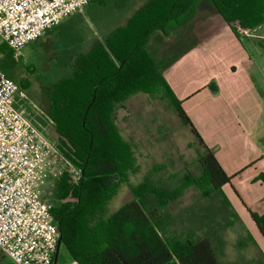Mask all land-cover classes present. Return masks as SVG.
<instances>
[{
  "label": "trees",
  "instance_id": "trees-1",
  "mask_svg": "<svg viewBox=\"0 0 264 264\" xmlns=\"http://www.w3.org/2000/svg\"><path fill=\"white\" fill-rule=\"evenodd\" d=\"M202 1L212 6L237 39L233 23L250 29L264 23V0H148L124 27L78 54L71 76L54 85L49 115L53 144L78 172L74 178L66 168L74 177L57 182L58 204L51 210L60 233L62 254L59 251L57 264L64 256L74 264H232L220 261L211 234L165 242L158 231L159 208L177 199L179 189L161 190L145 181L132 188L131 201L106 212L121 186L118 176L130 167L136 170L133 144L118 129L115 113L137 95L166 103L189 129L199 147L200 180L211 192L230 184L231 177L204 144L163 75L171 62L164 64L150 49L156 33L167 37L185 25ZM209 88L216 91L213 84ZM184 180L194 183L189 175ZM260 180L264 184L263 175ZM248 214L264 240V215L249 210ZM259 257L258 264H264L260 251ZM2 260L0 256V264Z\"/></svg>",
  "mask_w": 264,
  "mask_h": 264
},
{
  "label": "rangeland",
  "instance_id": "rangeland-1",
  "mask_svg": "<svg viewBox=\"0 0 264 264\" xmlns=\"http://www.w3.org/2000/svg\"><path fill=\"white\" fill-rule=\"evenodd\" d=\"M147 1L95 0L23 47L17 59L12 58L7 49H0V67L18 87L13 97V107L54 143L53 124L49 116L54 85L71 76L73 60L78 54L89 51L115 30L124 27L127 20ZM190 20L193 27L183 32ZM221 24L224 22L212 6L202 1L185 25L173 29L174 33L171 30L167 37L156 33L150 49L166 64L185 47L202 42L207 32ZM233 27L240 39L234 36L228 39L226 35L219 34L213 38L214 41L221 42L225 46L224 51H234L229 43L235 42L257 67L263 68L264 23L250 29L235 22ZM217 54L222 57L220 52ZM10 72L17 77L11 76ZM115 123L123 137L133 144L136 170L130 167V170L126 169L118 176L121 186L108 204L107 215L131 201L132 188L142 182L148 181L161 190L179 189L181 192L177 199L159 208L161 223L158 231L165 242H184L211 234L221 262L261 263L260 250L251 241L250 227L235 217L219 192H211L207 182L200 180L197 142L166 103L137 95L116 110ZM63 172L61 178L52 179L44 188L43 199L52 207L58 204V180L78 176L76 170L72 172L74 175H69L66 168ZM187 175L194 183L185 182L184 176ZM183 184L185 186L179 188ZM199 223L215 231L201 228ZM0 256L3 258L1 264H10L2 254ZM58 264L74 263L64 256Z\"/></svg>",
  "mask_w": 264,
  "mask_h": 264
},
{
  "label": "crops",
  "instance_id": "crops-1",
  "mask_svg": "<svg viewBox=\"0 0 264 264\" xmlns=\"http://www.w3.org/2000/svg\"><path fill=\"white\" fill-rule=\"evenodd\" d=\"M189 27H193L191 20L183 32ZM219 34L228 39L234 36L227 24L214 26L202 42L173 57L163 75L204 144L231 177L230 184L219 191L221 198L250 227V236L264 256V240L248 214L249 210L264 215V184L260 180L264 176L263 68L233 41L229 45L234 51H224L225 46L213 39Z\"/></svg>",
  "mask_w": 264,
  "mask_h": 264
},
{
  "label": "built area",
  "instance_id": "built-area-1",
  "mask_svg": "<svg viewBox=\"0 0 264 264\" xmlns=\"http://www.w3.org/2000/svg\"><path fill=\"white\" fill-rule=\"evenodd\" d=\"M95 0H0V40L12 58ZM264 78V67L262 69ZM18 90L0 68V254L12 264H52L60 233L44 188L75 169L13 107Z\"/></svg>",
  "mask_w": 264,
  "mask_h": 264
},
{
  "label": "water",
  "instance_id": "water-1",
  "mask_svg": "<svg viewBox=\"0 0 264 264\" xmlns=\"http://www.w3.org/2000/svg\"><path fill=\"white\" fill-rule=\"evenodd\" d=\"M60 247H61V242L59 240L58 243H57V246H56V250H55L54 256H53L52 264H57V259H58V254H59V251H60Z\"/></svg>",
  "mask_w": 264,
  "mask_h": 264
},
{
  "label": "flooded vegetation",
  "instance_id": "flooded-vegetation-1",
  "mask_svg": "<svg viewBox=\"0 0 264 264\" xmlns=\"http://www.w3.org/2000/svg\"><path fill=\"white\" fill-rule=\"evenodd\" d=\"M10 75L13 76L14 78L17 77L16 74L15 73H12V72H10Z\"/></svg>",
  "mask_w": 264,
  "mask_h": 264
}]
</instances>
